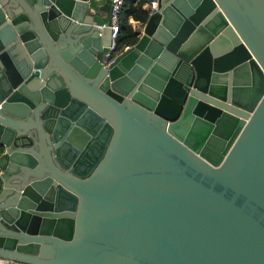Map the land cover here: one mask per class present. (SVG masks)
Wrapping results in <instances>:
<instances>
[{"label":"water","instance_id":"obj_1","mask_svg":"<svg viewBox=\"0 0 264 264\" xmlns=\"http://www.w3.org/2000/svg\"><path fill=\"white\" fill-rule=\"evenodd\" d=\"M111 9L0 0V261L264 264V0H158L108 59Z\"/></svg>","mask_w":264,"mask_h":264},{"label":"trees","instance_id":"obj_2","mask_svg":"<svg viewBox=\"0 0 264 264\" xmlns=\"http://www.w3.org/2000/svg\"><path fill=\"white\" fill-rule=\"evenodd\" d=\"M149 0H125L119 15L120 31L116 42L117 54L125 47L133 46L138 35L129 24V20L138 23L147 21V12L143 9V5ZM1 153V151H0Z\"/></svg>","mask_w":264,"mask_h":264},{"label":"flooded vegetation","instance_id":"obj_3","mask_svg":"<svg viewBox=\"0 0 264 264\" xmlns=\"http://www.w3.org/2000/svg\"><path fill=\"white\" fill-rule=\"evenodd\" d=\"M133 149L137 151V154L139 155V157L141 156L143 161L145 160L144 156H146L149 153V150L144 145H141L140 143L136 144L134 140L122 136L120 138H117L113 142L110 149V157L118 164L119 163L118 159H120L121 157L122 158L126 157V155H128ZM129 156H127L125 159H128ZM107 176L108 174L105 173L104 171L99 172L97 176L85 182L83 186L91 191L107 190L109 187L104 185V183L102 182L104 178H106ZM86 212L88 211L86 210ZM84 226H85L84 230L86 232L91 231V228L88 226V224H85Z\"/></svg>","mask_w":264,"mask_h":264},{"label":"built area","instance_id":"obj_4","mask_svg":"<svg viewBox=\"0 0 264 264\" xmlns=\"http://www.w3.org/2000/svg\"><path fill=\"white\" fill-rule=\"evenodd\" d=\"M125 0H112V9H111V26H110V45L108 47V52L105 54V57L108 59H113L117 56L116 42L120 31L119 24V15L122 10V6ZM158 6V0H149L143 5V9L147 12V19L156 12ZM129 24L132 29L136 32L140 27H143L145 23L141 24L129 20Z\"/></svg>","mask_w":264,"mask_h":264},{"label":"crops","instance_id":"obj_5","mask_svg":"<svg viewBox=\"0 0 264 264\" xmlns=\"http://www.w3.org/2000/svg\"><path fill=\"white\" fill-rule=\"evenodd\" d=\"M135 32H136V30H135ZM129 47H125L124 49H122V51H120L118 54H120V53H122L123 51H125L126 49H128ZM0 264H5V262L4 261H0Z\"/></svg>","mask_w":264,"mask_h":264}]
</instances>
